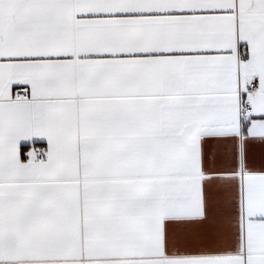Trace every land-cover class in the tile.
I'll use <instances>...</instances> for the list:
<instances>
[{"label": "snow or ice", "instance_id": "6c2138e0", "mask_svg": "<svg viewBox=\"0 0 264 264\" xmlns=\"http://www.w3.org/2000/svg\"><path fill=\"white\" fill-rule=\"evenodd\" d=\"M0 264H264V0H0Z\"/></svg>", "mask_w": 264, "mask_h": 264}]
</instances>
